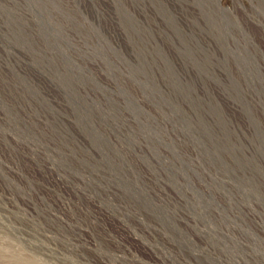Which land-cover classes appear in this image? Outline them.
I'll list each match as a JSON object with an SVG mask.
<instances>
[{
	"label": "rangeland",
	"instance_id": "obj_1",
	"mask_svg": "<svg viewBox=\"0 0 264 264\" xmlns=\"http://www.w3.org/2000/svg\"><path fill=\"white\" fill-rule=\"evenodd\" d=\"M213 22L0 42V264H264V86Z\"/></svg>",
	"mask_w": 264,
	"mask_h": 264
},
{
	"label": "bare ground",
	"instance_id": "obj_2",
	"mask_svg": "<svg viewBox=\"0 0 264 264\" xmlns=\"http://www.w3.org/2000/svg\"><path fill=\"white\" fill-rule=\"evenodd\" d=\"M31 8L44 12L33 13ZM168 19L178 26L188 21L201 28L204 20L216 22L223 81L228 88L231 82L228 77L233 76L234 90L238 89L233 92L238 93V101L244 103L248 99L244 97L247 89L243 87H251L257 80L258 86H264V0H0V42L70 39L71 36L72 40L136 38L140 33L133 27H150ZM52 25L65 31L56 35L49 30ZM190 34L196 36L193 31ZM144 35L152 36L153 32ZM18 52L12 46L0 49V54ZM227 92L224 89L223 94L229 100L230 92Z\"/></svg>",
	"mask_w": 264,
	"mask_h": 264
}]
</instances>
